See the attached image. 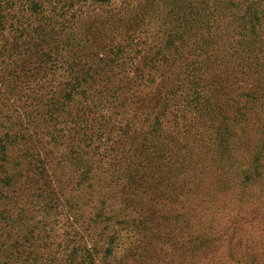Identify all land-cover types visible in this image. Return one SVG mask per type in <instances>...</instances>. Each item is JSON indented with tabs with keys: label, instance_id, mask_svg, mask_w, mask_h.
Returning a JSON list of instances; mask_svg holds the SVG:
<instances>
[{
	"label": "rangeland",
	"instance_id": "1",
	"mask_svg": "<svg viewBox=\"0 0 264 264\" xmlns=\"http://www.w3.org/2000/svg\"><path fill=\"white\" fill-rule=\"evenodd\" d=\"M112 2L74 31L92 71L119 57L113 74L87 79L93 97L108 89L100 143L123 144L128 155L145 145L151 161L135 154L122 173L96 163L69 194L79 200L71 209L46 212L10 192L0 201V264H264V80L237 84L219 70L197 80L186 47L171 43L169 0ZM200 95L205 109L192 105ZM22 149L11 148V161ZM92 181L105 187V206L83 189Z\"/></svg>",
	"mask_w": 264,
	"mask_h": 264
},
{
	"label": "trees",
	"instance_id": "2",
	"mask_svg": "<svg viewBox=\"0 0 264 264\" xmlns=\"http://www.w3.org/2000/svg\"><path fill=\"white\" fill-rule=\"evenodd\" d=\"M169 1L177 19L171 43L186 47V63L188 69L195 66L197 80L217 70L237 84V77H242L241 83L247 81L246 76L264 80V0ZM112 3L0 0V201H8L10 192L21 197L25 193L46 212L78 207L79 200L69 194L91 181L96 163L122 173L124 165L132 167L135 154L147 157L145 145L128 155L123 144L100 143L104 128L96 125L105 118L108 89L96 90L93 97L87 79L113 74L119 57L99 60L92 71L80 56L83 41L74 36L81 19L96 13L103 17V10ZM252 62L258 66L248 70ZM195 86L199 92L204 90L200 81ZM200 97L202 102L192 105L205 109V97ZM201 118L208 120L205 113ZM83 137L87 140L81 145ZM19 144L24 148L19 151L21 161H11L10 150ZM96 188L93 181L83 187L91 202L95 194L105 206L109 200L101 196L105 187Z\"/></svg>",
	"mask_w": 264,
	"mask_h": 264
}]
</instances>
